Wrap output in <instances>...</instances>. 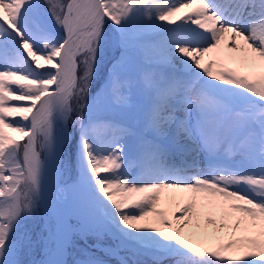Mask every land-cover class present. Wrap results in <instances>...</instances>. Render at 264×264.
Here are the masks:
<instances>
[{"label":"snow or ice","instance_id":"obj_1","mask_svg":"<svg viewBox=\"0 0 264 264\" xmlns=\"http://www.w3.org/2000/svg\"><path fill=\"white\" fill-rule=\"evenodd\" d=\"M136 50L148 64L179 59L193 79L141 73L146 102L130 124L124 69ZM108 110L122 115L102 118ZM65 149L77 200L50 209L46 258L27 261L24 222ZM184 153L195 156L177 166ZM74 235L115 240L95 247L117 264H129L121 252L151 264H264V0H0V264H68ZM80 253L72 264H107Z\"/></svg>","mask_w":264,"mask_h":264},{"label":"rangeland","instance_id":"obj_2","mask_svg":"<svg viewBox=\"0 0 264 264\" xmlns=\"http://www.w3.org/2000/svg\"><path fill=\"white\" fill-rule=\"evenodd\" d=\"M119 2V0H117ZM189 10H185L187 12ZM185 12H182L185 14ZM163 23V22H160ZM145 41V38H143ZM147 40V39H146ZM111 59V53H105L103 56L101 67L103 68L105 65L108 67H111L109 64V60ZM207 59V57L205 58ZM134 64L131 67L124 69V74L131 79L132 86L129 91V104L130 107L127 110V123H132V115L136 112L137 108L139 106H142L146 102V97L141 91L138 81L140 78L141 73L143 72H151L156 74L159 77L164 78H178L183 82H191L192 77H185L179 75L176 71V69L167 68L164 65L161 64H148L143 59V54L140 53L138 50H136L135 58H134ZM141 61V63H140ZM104 81L100 77H97V81L94 82L93 85V91L94 93L99 91L103 87ZM196 85L193 84V87ZM118 115H122L120 110H108L101 113V117L104 119H112L119 117ZM176 115L178 117L182 116V113L177 112ZM68 131L75 134V129L72 128L71 122L68 123ZM5 134L7 136H13L15 137V133H11L8 130H5ZM108 136L103 135L102 139H107ZM18 139V137H17ZM75 143V141H73ZM125 145V150L130 151L133 146V140L130 137H125L123 142ZM195 156V153H193V157ZM65 163L61 166L60 172H59V178H58V184L55 188V197L59 202L63 204V207L65 210L70 209L73 204L77 200V193L75 191V182L77 180V170H76V163H75V154L74 151L72 153H69L68 149H65V156L63 157ZM233 160H240L241 156L239 154L233 155L231 157ZM203 161L204 157L201 155L199 157V163L200 166L203 167ZM135 171V169H134ZM132 172L134 175L135 172ZM102 175L105 173H101ZM69 180V181H68ZM68 181V182H67ZM67 182V183H66ZM42 205V204H41ZM44 208V207H43ZM45 209V208H44ZM48 213H50L47 209H45ZM71 222L77 223L76 219L70 218ZM48 224L51 227V220L50 217L44 212H41L38 208L36 210L35 216L33 218H29L24 222V228L23 231L29 233L31 235L32 240V247L31 251L24 256V259L27 261H41L45 256V240L47 239L49 233L47 231H44L45 224ZM92 237V236H90ZM95 238V237H92ZM73 245L67 249V256L66 259L68 261V264H72L74 259H81L83 258L80 253V249H82V241L77 240V238L73 237ZM96 239V238H95ZM105 239L107 241H110L112 238L105 235L102 240ZM116 242V241H115ZM95 243V242H94ZM87 246V245H85ZM47 247H50V242H48ZM109 247V246H107ZM91 248V247H89ZM37 250H39V256H37ZM121 255H123L126 259L129 260V264H132V261L135 260L136 264L143 263V264H151L150 258L147 255L144 254H136L133 255L132 253H125L121 252ZM95 255V254H93ZM111 264V263H107Z\"/></svg>","mask_w":264,"mask_h":264},{"label":"bare ground","instance_id":"obj_3","mask_svg":"<svg viewBox=\"0 0 264 264\" xmlns=\"http://www.w3.org/2000/svg\"><path fill=\"white\" fill-rule=\"evenodd\" d=\"M190 11V10H189ZM183 15H185V14H183V13H177L174 17H171L170 19H173V20H175L177 23H179L180 22V17L181 16H183ZM164 24H165V27H173L174 25H168L167 24V22H163ZM143 38H145V39H147L148 41L149 40H152V41H156V43H159L161 40H162V38H163V36H162V34H150V35H147V36H145V37H143ZM177 56H179V54L177 53ZM183 57H180V59H182ZM171 62H173V63H177V62H179V59H176V60H173V61H171ZM170 62V63H171ZM186 156H191L192 154H188V153H184ZM134 171V169L132 170V172ZM59 173L57 174V175H55L54 177H51V178H49L48 179V181H47V183H46V186H45V203H42V206L45 208V209H47L48 211L50 210V209H52V208H56V209H58V207H56L52 202H51V199H50V189L52 188V186L55 184V187L57 186V184H58V178H59ZM135 175V174H134ZM49 212H51V211H49ZM54 225H55V221H54V224H53V227H54ZM51 243H52V246H51V248L52 247H54L55 245H54V242H52L51 241ZM107 246H105L104 248H106Z\"/></svg>","mask_w":264,"mask_h":264},{"label":"trees","instance_id":"obj_4","mask_svg":"<svg viewBox=\"0 0 264 264\" xmlns=\"http://www.w3.org/2000/svg\"><path fill=\"white\" fill-rule=\"evenodd\" d=\"M81 247H82V249H83V248H87V247L84 246V245H82ZM87 250L90 251V252H92L93 254H95L94 256H96V257H98V258H100V259H102V260H105V261L109 262V259L107 260V258L103 257L99 252L94 251V250H92V249H88V248H87ZM110 261H112V263L114 262V260H112V259H111ZM141 263H142V262H141ZM114 264H115V263H114Z\"/></svg>","mask_w":264,"mask_h":264},{"label":"water","instance_id":"obj_5","mask_svg":"<svg viewBox=\"0 0 264 264\" xmlns=\"http://www.w3.org/2000/svg\"><path fill=\"white\" fill-rule=\"evenodd\" d=\"M51 200H52V202H53L54 204L59 205V206H62V204H61L60 202L56 201V199H55V197H54V195H53V192H51ZM49 211H50V210H49ZM50 215H52L51 212H50ZM52 219H53V221H55V219H54L53 216H52Z\"/></svg>","mask_w":264,"mask_h":264}]
</instances>
